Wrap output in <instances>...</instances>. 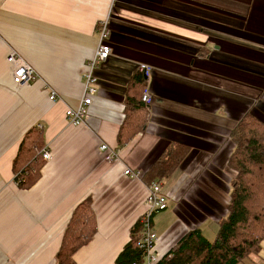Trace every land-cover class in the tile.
Segmentation results:
<instances>
[{
    "label": "crops",
    "instance_id": "crops-1",
    "mask_svg": "<svg viewBox=\"0 0 264 264\" xmlns=\"http://www.w3.org/2000/svg\"><path fill=\"white\" fill-rule=\"evenodd\" d=\"M107 15L111 51L94 72L98 92L84 125L69 126L63 112L79 102ZM11 50L36 80L12 83ZM138 63L151 68V106L144 128L119 142L124 103L140 94ZM244 114L264 125V0H0V264H56L69 215L86 197L96 228L73 259L112 264L144 210V173L170 144L187 153L160 181L166 206L150 218L155 251L192 230L212 239L233 176L229 132ZM33 126L50 157L19 188L12 161ZM100 143L115 150L113 161ZM125 167L139 177L123 176ZM239 264H264V240Z\"/></svg>",
    "mask_w": 264,
    "mask_h": 264
},
{
    "label": "trees",
    "instance_id": "trees-1",
    "mask_svg": "<svg viewBox=\"0 0 264 264\" xmlns=\"http://www.w3.org/2000/svg\"><path fill=\"white\" fill-rule=\"evenodd\" d=\"M141 91L143 82L137 79ZM136 99L125 101L123 120L117 139L123 142L126 133L144 128L146 108ZM233 150L227 167L233 172L226 204V213L217 222L212 239L199 230L180 236L153 264H239L259 250L264 240V125L250 114H244L229 132ZM41 132L36 126L22 136L12 161L14 181L19 188L30 187L39 177L43 163L38 151L42 147ZM187 148L170 144L144 173L147 182L160 183L171 173ZM95 215L91 201L86 197L72 209L59 247L55 253L56 264H75L74 253L87 244L95 232ZM140 220L129 229L128 240L112 264H143V252L138 248Z\"/></svg>",
    "mask_w": 264,
    "mask_h": 264
},
{
    "label": "built area",
    "instance_id": "built-area-1",
    "mask_svg": "<svg viewBox=\"0 0 264 264\" xmlns=\"http://www.w3.org/2000/svg\"><path fill=\"white\" fill-rule=\"evenodd\" d=\"M96 31L97 44L91 57L87 60L85 70L82 73V94L79 102L76 108L67 107L63 112L64 121L69 126L75 127L84 125L86 115L91 106V99L98 92L97 78L94 72L99 69L110 55L108 15L97 22ZM6 61L11 67V81L15 86L21 87L36 80V73L18 53L11 50L6 56ZM135 70L143 78V86L140 91L139 100L145 106L146 110H149L151 106V94L149 92L148 80L151 68L144 63H138ZM46 90L49 100L54 101L59 99V96L53 90L48 87H46ZM98 149L103 153L105 160L113 161L115 159V150L105 143H100ZM38 153L44 161L48 160L50 157L49 150L46 146H42ZM122 175L129 179H137L139 177V172L125 167L122 170ZM143 206L144 210L139 219L141 229L139 231L138 248L143 252V264H153L158 258V254L154 248L156 236L151 229L150 218L154 212L163 210L166 206L165 196L161 192V185L159 182L150 181L148 183Z\"/></svg>",
    "mask_w": 264,
    "mask_h": 264
},
{
    "label": "rangeland",
    "instance_id": "rangeland-1",
    "mask_svg": "<svg viewBox=\"0 0 264 264\" xmlns=\"http://www.w3.org/2000/svg\"><path fill=\"white\" fill-rule=\"evenodd\" d=\"M225 206H226V204H225ZM174 242H175V241H174ZM174 242H173V243H174ZM173 243H172V244H173ZM172 244H171V245H172ZM169 246H170V245H169Z\"/></svg>",
    "mask_w": 264,
    "mask_h": 264
}]
</instances>
